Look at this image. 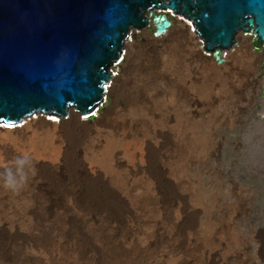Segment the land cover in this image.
I'll list each match as a JSON object with an SVG mask.
<instances>
[{"label": "rangeland", "instance_id": "obj_1", "mask_svg": "<svg viewBox=\"0 0 264 264\" xmlns=\"http://www.w3.org/2000/svg\"><path fill=\"white\" fill-rule=\"evenodd\" d=\"M177 17L165 45L155 43L153 23L130 31L120 60L109 67L114 77L105 84V97L91 112L71 105L66 116L35 112L16 122L0 121V126L22 127L28 119L54 120L66 139L73 127L75 135L109 133L116 127L115 118L121 117L116 130L136 143L145 134L153 135L161 116L167 114L172 122L166 129L176 135V145L167 148L166 137L161 140L165 154L177 150L170 164L176 166L178 184L168 173L158 172L153 150H147L151 157L145 163L124 154L119 169L128 167L131 177L137 176L138 167L158 163L149 178L157 185L155 193L141 195L139 201L130 199L134 193L129 190L123 191L129 199L118 189L99 194L97 184L76 161L83 155L82 143L71 145L77 148L75 160L68 164L62 159L60 169L51 173L40 171L33 196L41 206L36 214L39 208L42 212L35 216L28 245L51 252L50 236L57 230L76 240L79 235L68 254L51 264H118L123 246L137 250L140 245L153 264L156 258H164L163 264H176L178 259V264H264V46L254 33H240L223 67L199 49V40L192 38L198 32L193 35L189 27L192 22ZM129 41L134 43L132 51ZM152 54L153 61L146 64L143 55ZM102 136L96 145L104 142ZM73 188L77 197L71 203L67 189ZM174 209H180V218ZM7 210H0V226L5 218L7 225L14 221V212ZM25 250L24 236L11 237L7 229L0 232V264H21ZM86 253L97 255V260L90 262Z\"/></svg>", "mask_w": 264, "mask_h": 264}, {"label": "water", "instance_id": "obj_2", "mask_svg": "<svg viewBox=\"0 0 264 264\" xmlns=\"http://www.w3.org/2000/svg\"><path fill=\"white\" fill-rule=\"evenodd\" d=\"M155 9L195 23L210 48L233 45L254 16L264 40V0H0V121L37 109L66 116L69 102L94 110L129 26L152 11L160 31L169 27Z\"/></svg>", "mask_w": 264, "mask_h": 264}, {"label": "bare ground", "instance_id": "obj_3", "mask_svg": "<svg viewBox=\"0 0 264 264\" xmlns=\"http://www.w3.org/2000/svg\"><path fill=\"white\" fill-rule=\"evenodd\" d=\"M148 13L145 14V17L148 19L149 23H146V25L143 27L130 25L129 33L134 28H139V29L146 28L147 26L151 25V23H153L155 24L156 27L155 33L157 36V38L155 39V43L157 45L159 44L165 45L164 43L165 38L170 33V31L173 28H175V24H173L174 22L173 19L179 18L177 16L180 15L175 14L174 10L155 9V14L157 16L165 17L170 22V25L167 29H165L164 31H160L159 19H157L154 16L152 11ZM253 20H254V24H251V22L248 23L249 26L248 30L241 28L235 34L233 45L228 46V45L220 44V45H216L214 48H210L207 39L205 38L203 33L198 29L197 25L193 22L192 24H194L195 29L203 38V43H204L203 47L206 53L208 55H213V57L224 67L227 65V61H228L227 56H225L226 53H228L227 50L231 51L236 47V45L238 44V36L240 33H245L246 35L249 33H254L256 35L257 42L259 44H263L264 46V40H261L260 35L258 33L259 23L257 21V17L254 16ZM191 32L194 35L193 29H191ZM129 35L127 36V38L124 39L122 45L123 48L127 41L126 39L129 38ZM194 37L196 36H192V38ZM133 45L134 43L132 41H129L127 43V47L130 50L132 49ZM122 51L123 49L118 50L121 56H122ZM143 56L142 57L145 59L146 64H149L153 61V57H154L153 54L150 57L147 55H143ZM116 61H118L116 58H113L110 61L108 65V72H111L113 74L112 69L109 67ZM261 75L262 76L264 75V71L262 72ZM187 76H189L188 78H190V74H187ZM113 77L114 74L109 76V82H111ZM117 79L118 77H115V80ZM106 83L108 82L105 81L102 83V86L105 88L103 99L105 97L106 89L108 88L107 86H105ZM190 85L192 86V84ZM193 85L195 86V84ZM188 89L190 92L191 91L190 88ZM194 96H196V92L195 95H193V97ZM103 99L97 104V106L103 101ZM71 105H74L76 108H78L77 104L69 102L68 113H69V107ZM35 112H49V111L43 109H37L24 116L22 119L32 115ZM71 112L72 114H74L73 109H71ZM60 116H65V115H60ZM120 119L121 117L115 118L114 124L116 127L114 128L112 127L111 130H108L109 133L106 134L101 133L96 137L89 135L90 132L86 134H81L82 136L75 135L77 133L76 128L75 127L71 128L72 125H70L71 126L69 127L71 128V132H69L70 137L66 139H64V134L60 131L61 128L59 126V123L54 120L47 121L41 118L39 119L33 118L30 120L28 119L27 122L22 127L0 126V172H1V176L4 177V178H0V210L8 211L7 210L8 208L10 209V211L14 212L13 214L14 221L10 225H7L6 223L7 218H5L3 225L0 226L4 228H0V232L7 229V233L11 237L16 238V237L24 236V243H26V250L22 252L23 262H21V264H51L55 259L61 260L63 257H65L68 254L67 251L71 249L72 245L76 243V241L79 239V235H77V240H76V236L72 237L69 233L65 231L57 230L50 236L54 241V248L51 252L43 248L38 249L36 251L37 248L35 243H30L28 245L29 241L31 240L30 232H33L35 230L34 225L37 219V217L35 216H37L39 212L40 213L42 212L40 211L39 208L38 210L39 212L36 214L37 207H41V206L39 204V198L33 196L36 193L35 189L38 183L40 184V180H41L40 171H48L51 173L53 170L60 169V167L62 166L61 165L62 159H64V161L68 164L70 163L71 159L75 160L76 159L75 156L78 153L74 155V152L77 148L75 149L74 145L71 146L73 143H75L76 145L77 143H82V148H83V155H81L82 159L78 157L79 159L76 160L78 164L79 163L82 164V167L79 169L82 172H84L89 177V179L93 180L97 184V190L99 194L103 196H106L105 194L109 192L117 193L115 192L116 189H118L122 193L125 199H129V197L127 198L126 196L127 194L123 191L126 190L131 191L134 194L133 196H130V199L134 198L136 201H139L140 196L148 192L154 194L155 193L154 186L157 185L153 180L151 181L149 178L152 173H155L154 171L156 170L153 171L152 169L154 167L156 169L158 163L160 164V167L158 166L159 168L158 172L163 171L164 173L162 174L164 175L168 173V177L170 180H172L176 184L179 183V181L176 182V180H178L176 173L177 172L176 166L174 169V163L173 165L170 164V161L172 159L171 158L172 153L177 151L176 149L173 150L174 145H176L177 143L176 135L175 134L170 135V132H168L166 129L168 126H170L169 124L170 117L167 114L161 116L159 119L160 123L158 122V125L156 126V128H154L156 131L154 130L153 135L149 136L148 134H145L141 139V141H138L137 143L133 142V140L128 139L130 136L128 137L127 135L118 132L116 130V128H118L116 124L120 122ZM68 122L70 123V121ZM72 122L74 123V120ZM122 122L124 124L126 123V120L124 119ZM171 127H173V125ZM102 135L105 136L104 139H102L104 140V142L101 143V145L100 144L96 145L97 141L99 142L101 137H103ZM161 137H166L165 144L167 148H169L173 144V148L168 150L166 154L162 149ZM178 139L179 142H181L180 136H178ZM147 150L148 152L149 150H153V152L155 153L154 155H156V157L154 158L152 157V158L153 161L155 162L156 160L158 161L156 166L154 165L156 163L153 162L152 166L154 165V167L152 168L150 166H145V165L138 167V170L135 169L138 171L137 173H135L137 174V176H133V177H131L132 173L128 171L129 168L127 166H126L127 170L125 169L123 171L124 173L122 172V170L119 169V166L123 163V161H125L124 159L125 153H129L132 159L135 160L138 158L144 160L145 163L149 155ZM68 154L70 155L68 156ZM63 156L65 158H63ZM166 168H168V171L166 170ZM73 171H75V169ZM24 173H26V175L21 177V175ZM139 183L140 185L137 186ZM179 188L181 192L185 191V189H182L181 186H179ZM67 190L70 191V195L67 196L68 201L72 203L73 199L77 197V193H75L76 189L73 188ZM114 193L112 195H114ZM27 200H29V202H27ZM181 214L182 213L180 209H174L175 217L180 218ZM16 222L17 225H15ZM141 246L142 245H140L138 247L139 249L137 250L131 249V246H123V248H121V251H123L124 254L121 257V260L120 262H118V264H153L151 257L146 253H144L142 249H140ZM93 255L94 254L92 253H86L84 256L87 257L90 262H92V259L97 260L96 258L97 255L95 256ZM158 255L161 257L160 254ZM163 261L164 258H162L161 261L159 258H156L154 260V264H163ZM178 261L179 259L176 260L175 263L178 264Z\"/></svg>", "mask_w": 264, "mask_h": 264}, {"label": "built area", "instance_id": "obj_4", "mask_svg": "<svg viewBox=\"0 0 264 264\" xmlns=\"http://www.w3.org/2000/svg\"><path fill=\"white\" fill-rule=\"evenodd\" d=\"M191 28L194 29V25H193V24H191ZM197 39L199 40L200 50H201L202 52H205L204 47H203V44H204V43H203L202 38L199 36V34H197Z\"/></svg>", "mask_w": 264, "mask_h": 264}, {"label": "clouds", "instance_id": "obj_5", "mask_svg": "<svg viewBox=\"0 0 264 264\" xmlns=\"http://www.w3.org/2000/svg\"><path fill=\"white\" fill-rule=\"evenodd\" d=\"M194 25V24H193ZM190 26H191V24H190ZM191 28V27H190ZM191 29H193V28H191ZM193 32H195L196 33V29H195V26H194V29H193ZM198 34V33H197ZM250 35L251 34H253V33H249ZM196 35V34H195ZM248 35V34H247ZM197 37V36H196ZM262 45V44H261ZM199 49H200V47H199ZM204 54H206V52H203ZM209 56V55H208Z\"/></svg>", "mask_w": 264, "mask_h": 264}]
</instances>
